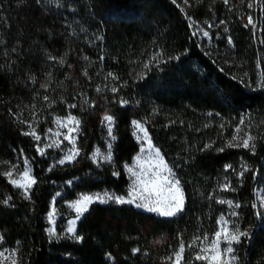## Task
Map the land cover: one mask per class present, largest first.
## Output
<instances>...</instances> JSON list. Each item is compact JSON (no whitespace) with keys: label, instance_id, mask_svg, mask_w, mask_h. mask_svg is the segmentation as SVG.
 Masks as SVG:
<instances>
[{"label":"trees","instance_id":"trees-1","mask_svg":"<svg viewBox=\"0 0 264 264\" xmlns=\"http://www.w3.org/2000/svg\"><path fill=\"white\" fill-rule=\"evenodd\" d=\"M209 25L211 43L199 31ZM70 111L82 121L81 154L52 166L24 133L32 122L45 132ZM106 114L115 117L113 165L91 157L104 145ZM135 120L180 179L184 210L165 217L96 203L79 222L82 239L65 232V217L51 237L47 216L61 184L73 183L70 197L126 193L125 164L140 149ZM245 133L254 149L229 146ZM24 156L36 179L29 197L6 174ZM261 190L264 0H0V231L20 264H173L181 240L182 264H208L195 256L221 215L247 233L239 264H264ZM220 200L240 207L229 213Z\"/></svg>","mask_w":264,"mask_h":264},{"label":"rangeland","instance_id":"rangeland-1","mask_svg":"<svg viewBox=\"0 0 264 264\" xmlns=\"http://www.w3.org/2000/svg\"><path fill=\"white\" fill-rule=\"evenodd\" d=\"M212 28L214 29L213 25H211V27L210 26H208V27L201 26V28L199 29V31L203 37H206L203 35L204 31H207L209 33V35L206 38L208 39V41L210 43L212 42V30H213ZM107 115H111L113 117V120L110 123L105 121L108 132H107V136L103 142L104 145L98 146L96 148V150L92 153L91 157L97 164L113 165L114 164V156H115V154H114V142L116 139L115 134H114L115 117L112 114H107ZM69 116L75 117V120L79 122L78 125L75 124L74 122H69L67 119ZM57 120H59L60 123H57ZM134 122H138L142 126L144 131H141L137 127V124ZM134 122H133V135H134L136 141L138 142L140 149L134 155L132 162L125 164V170L127 172L128 178H129V186L127 188L126 193L121 194V193H118L112 189H103V190L92 191V192L82 191V192H78L74 197H70V196H67V195H69L68 188H72L73 183L70 181H67L64 184H61L60 189L56 192L55 196L53 197V199L51 201L50 211H49L48 216H47V220H48V224H49L48 229L51 228L54 230V234L50 235L51 237H56L59 234L58 222L62 217H65V219H66L65 226H64L65 232L71 237L77 236V230H78V225H79L80 220L83 218V216L90 210V208L94 204L100 203L99 201L89 203L87 205V210L84 211L82 214H78L72 205L76 201L80 200L85 195L96 197L97 195L103 196L104 193H109L113 196L122 197L125 201L131 200L132 197L129 196L128 193L130 192V190L133 187H136L138 189V193H139L140 186L137 183H135L136 177L133 176L132 172H130L128 170L129 167H131L133 169V171H135L136 173H140L141 170H149L150 168H153L158 163V160L156 157L157 150L159 151V156H160V158L163 159V162H164V165H166V168L171 170L170 178H174V179L179 180L180 187L183 191L180 179L178 178V176H177L175 170L172 168V166L167 162V160H166L165 156L163 155V153L161 152V150L155 145L154 141L151 138V135L148 131L146 124L140 120H135ZM39 125H40L39 123L37 124V123L32 122L30 124V131L33 128L35 129L36 135H38L40 137L39 140H36L35 137L33 136L37 142V148L43 150V154H41L40 151H39V154L41 156L49 159L52 166L64 165L67 163L74 162L80 156L81 148H80L79 139H80V134L82 131L81 130L82 129V121L80 120V118L78 116H76L71 111L66 113V114H63V115H56L54 117L53 125L51 127L47 128V130L45 132H40ZM69 128H75V131L69 133ZM109 128H111V135L109 134ZM50 129H51V131H49ZM65 136H69L70 139H72L74 142H70L69 139H65ZM149 141L151 142V147H149ZM48 145H52V146L49 147ZM72 149L78 150V155H75V158L73 160L65 161L64 164H60L59 160L63 159L66 155L70 154V150H72ZM97 150H99V155H97ZM109 153L111 154L110 160L106 159V157L109 155ZM22 162H23V165H21L20 163H15L7 171V173L11 172V176L7 175L10 182L13 180H16L20 183H24L25 177L23 176V172H24L26 167L28 169L30 176L35 179L34 172H33L32 160L29 157L24 156ZM25 162H27V164ZM162 174L168 175L169 173L166 170H164L162 172ZM35 181H36V179H35ZM34 184H32L31 188H29L27 190L24 188L17 187L14 184L13 185L15 187L19 188L21 190V192L26 197H29L31 195V191L33 189ZM144 195H147V193H144ZM183 195H184V192H183ZM169 196H170V193L168 192L167 187H165L164 190L160 193L159 197H157V195L154 193L152 195L151 199L153 201H155L156 199H159L161 201V203H164L166 201V198ZM259 201H260L261 209L264 210V192L262 190L259 192ZM142 203H144V201L137 199L132 203H128V202L117 203L115 201H108L107 203H101V204H114V205L132 204V205L136 206L137 208L143 209L147 212L160 215L157 212L148 211L147 208H145V207H138L137 206V204H142ZM184 204H185V195H184ZM62 206L64 207V210H62ZM230 211H231V207H229V213H230ZM50 214H51V219H49ZM160 216H163V215H160ZM224 216L227 219H229L228 216H226V215H224ZM165 217H172V216H165ZM70 226L74 228L73 233L68 232V228ZM229 228L231 229V225H229ZM0 237H2V239H0V253H3V256H0V264H13V261H15V264H20V257H19L18 248L11 246L10 244L6 243L1 231H0ZM211 239H212V236L209 237L208 240H203V242H202L203 246L201 248H207L208 251H207V253H201L202 255L203 254H208V255L213 254L212 249L209 247ZM236 246H237V244L234 243L233 244V247L235 249L234 255L237 257V261L235 262V264H239V259H238L237 253H236ZM223 247H225V244L222 242L221 243V249H223ZM200 250H199V252H200ZM183 259H184V253H183L182 259L180 260V264L183 263Z\"/></svg>","mask_w":264,"mask_h":264},{"label":"snow or ice","instance_id":"snow-or-ice-1","mask_svg":"<svg viewBox=\"0 0 264 264\" xmlns=\"http://www.w3.org/2000/svg\"><path fill=\"white\" fill-rule=\"evenodd\" d=\"M175 2V0H174ZM225 4H228L229 0H224ZM251 6V5H250ZM223 23V21H221ZM248 25H255L253 24L252 17H248ZM248 25H245L246 27ZM211 27V25H209ZM195 34V33H194ZM204 36H208L209 33L207 31L203 32ZM230 42V41H229ZM159 55V53H157ZM147 67V65H145ZM109 75H112L109 73ZM113 92L116 91L115 88L112 89ZM45 100L48 99L47 96L44 97ZM71 107H75V105H72ZM69 122H74L78 125V121L75 120V117L69 116L68 118ZM113 120V117L111 115H105L103 117V122H111ZM57 123H60L59 120H57ZM137 124V127L144 131L142 126L138 122H134ZM241 124H243V120H241ZM66 126V125H65ZM51 131V129L49 130ZM75 131V128H69V133ZM237 133L241 132L240 128L236 129ZM25 135H32L35 137L36 140H39L40 137L36 135L35 129L33 128L30 132H25ZM109 134L111 135V128H109ZM146 134V133H145ZM245 137L242 139V143H230L229 146L231 147H244V148H253L254 144H250V141L254 139L253 136L245 133ZM65 139H69L70 142H74L72 139H70L69 136H65ZM238 136H233V140H237ZM51 147L52 145H48ZM149 147H151V142L149 141ZM38 151L43 154V150L38 148ZM75 155H78V150L72 149L70 150V154L66 155L63 159L59 160L60 164H64L65 161H71L75 158ZM97 155H99V150H97ZM156 157L158 160V163L149 170H141L140 173H136L133 171L131 167H129V171L132 172L133 176L136 177L135 183H137L140 186V191L138 193V189L136 187H133L130 192L128 193L129 196L132 197L131 200L125 201L122 197L113 196L109 193H104L103 196L97 195L96 197L85 195L80 200L76 201L72 206L75 209V211L78 214H82L84 211L87 210V205L89 203L99 201L100 203H107L108 201H115L117 203H132L137 199H140L144 201L142 204H137L138 207H145L148 211L151 212H157L160 215L163 216H174L177 213L184 210V195L183 191L180 187V182L177 179L170 178L171 176V170L166 168V165H164L163 159L159 156V151L156 152ZM106 159H111V154L106 157ZM27 164V162H25ZM231 165H226L225 168H231ZM166 170L169 174L163 175L162 172ZM248 169L244 167V171H247ZM114 175H118L117 173H113ZM8 176H11V172L7 173ZM240 175H243V172L240 173ZM23 176L25 177V182L20 183L16 180L11 181L15 186L29 189L31 188L32 184L35 183V179L30 176L27 167L25 168L23 172ZM167 187L168 192L170 193V196L166 198V201L164 203H161L159 199H156L153 201L151 199L152 195L155 193L157 197H159L160 193L164 190V188ZM222 188L225 190H228L229 185L225 184L222 185ZM144 193H147V195H144ZM10 199V198H9ZM8 201L5 200L4 203H7ZM221 204L227 203L229 207H236L239 208V204L233 205L232 201H224L220 200L218 201ZM255 207V205H253ZM231 216H237L238 213L232 212L230 214ZM49 219H51V214L49 216ZM218 227L217 230L213 233L212 239L210 241L209 247L212 249L211 255L208 254H201V253H207V248H201L200 252H198L195 256L196 260H203L207 261L208 264H235L237 261V257L234 255L235 249L233 247V244H239L241 241V237H244L247 235L246 232H243L239 229V227L235 226L229 219H227L224 215H221L219 217V220L217 221ZM229 225H231V229L229 228ZM50 235L54 234L53 229H48ZM69 233L74 232L73 227L68 228ZM2 239V237H0ZM73 239H82L79 236H73ZM195 239H199V237L194 238L193 243L195 242ZM203 240H208V234L205 233L203 236ZM225 244V247L221 249V243ZM189 247H192V244H189ZM185 250V245L183 240L180 241L179 250L176 251L173 255L175 257V260L173 261V264H180V260L183 257V253ZM0 256H3V253H0ZM169 260H172L173 257H169ZM13 264H15V261H13Z\"/></svg>","mask_w":264,"mask_h":264}]
</instances>
